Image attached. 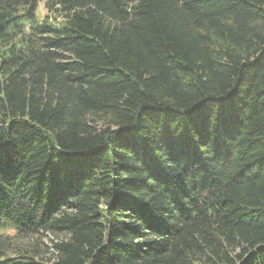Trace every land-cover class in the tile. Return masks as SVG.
Returning <instances> with one entry per match:
<instances>
[{"label": "trees", "instance_id": "1", "mask_svg": "<svg viewBox=\"0 0 264 264\" xmlns=\"http://www.w3.org/2000/svg\"><path fill=\"white\" fill-rule=\"evenodd\" d=\"M45 2L0 0V264H264V0Z\"/></svg>", "mask_w": 264, "mask_h": 264}, {"label": "rangeland", "instance_id": "2", "mask_svg": "<svg viewBox=\"0 0 264 264\" xmlns=\"http://www.w3.org/2000/svg\"><path fill=\"white\" fill-rule=\"evenodd\" d=\"M47 13V9H46V2L45 0H40V6L38 9V15L44 17V15ZM45 243L47 245H49V241L45 240Z\"/></svg>", "mask_w": 264, "mask_h": 264}]
</instances>
